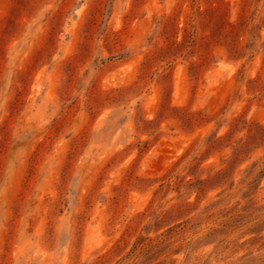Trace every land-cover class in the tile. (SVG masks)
<instances>
[{
    "label": "rangeland",
    "instance_id": "obj_1",
    "mask_svg": "<svg viewBox=\"0 0 264 264\" xmlns=\"http://www.w3.org/2000/svg\"><path fill=\"white\" fill-rule=\"evenodd\" d=\"M0 264H264V0H0Z\"/></svg>",
    "mask_w": 264,
    "mask_h": 264
},
{
    "label": "trees",
    "instance_id": "obj_2",
    "mask_svg": "<svg viewBox=\"0 0 264 264\" xmlns=\"http://www.w3.org/2000/svg\"><path fill=\"white\" fill-rule=\"evenodd\" d=\"M233 222H236L237 221V219H234V220H232ZM260 237H262V236H260Z\"/></svg>",
    "mask_w": 264,
    "mask_h": 264
}]
</instances>
